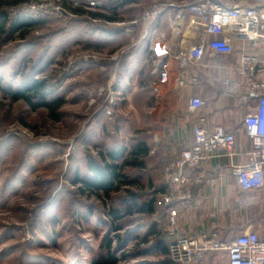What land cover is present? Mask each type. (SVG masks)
<instances>
[{
    "label": "rangeland",
    "instance_id": "rangeland-1",
    "mask_svg": "<svg viewBox=\"0 0 264 264\" xmlns=\"http://www.w3.org/2000/svg\"><path fill=\"white\" fill-rule=\"evenodd\" d=\"M154 1L0 0V264H91L106 240L126 253L116 264L164 259L150 252L151 217L126 213L131 193L162 191L156 165L174 153L161 126L184 107L158 99L145 25L135 22ZM112 151L123 154L113 161ZM92 162L120 167L119 190L84 186Z\"/></svg>",
    "mask_w": 264,
    "mask_h": 264
},
{
    "label": "built area",
    "instance_id": "built-area-1",
    "mask_svg": "<svg viewBox=\"0 0 264 264\" xmlns=\"http://www.w3.org/2000/svg\"><path fill=\"white\" fill-rule=\"evenodd\" d=\"M90 5H99L91 3ZM182 12L190 19L186 26L199 33L196 43H187L177 19ZM168 15L169 32L156 31L155 24L162 15ZM136 23L145 25L142 39L147 54L152 59L154 84L158 94L159 85L166 81L169 60L178 62L174 88L180 91L198 88L201 81L190 68L202 57L208 35H219L212 42L213 53H226L233 59V76L219 82L224 93L240 97L239 107L247 108L248 101L254 104L244 114L243 125L251 146L242 155L247 162L232 164V175L244 190L264 185V0L251 3L237 1L229 7L216 0H157L148 6ZM234 39L245 41L259 52L235 49ZM206 105V100L190 95L186 100V114L194 113ZM193 142L189 147L179 148L173 161L163 169L162 191L155 193L156 203L167 212L165 231L170 236L168 257L174 264H191L200 255L221 252L227 264H264V236L247 229L234 238L222 237L218 231H204L189 236L174 234L178 207H187L201 199L191 193V186L201 182L205 164L221 150L233 154L235 134L222 125L208 128L203 117H197L192 125ZM155 143L159 138L155 135ZM193 172L190 176L188 173Z\"/></svg>",
    "mask_w": 264,
    "mask_h": 264
},
{
    "label": "crops",
    "instance_id": "crops-1",
    "mask_svg": "<svg viewBox=\"0 0 264 264\" xmlns=\"http://www.w3.org/2000/svg\"><path fill=\"white\" fill-rule=\"evenodd\" d=\"M221 5L229 7L237 1L251 3L252 0H216ZM168 15H162L155 24L156 31H168ZM194 19L182 12L177 23L182 30V38L187 43H196L199 33L186 26V23ZM220 39L219 35H208L207 43L201 59L190 68L192 74L199 77L201 85L198 88L180 91L174 88V80L178 71V62L169 60L166 81L158 87V99L166 100L169 104L180 101L184 107L176 114L170 116L171 123L161 126L160 133L163 145L172 149L174 153L169 158L158 161L156 167L160 173L164 167L173 161L179 148L189 147L193 142L192 125L194 119L203 117L208 128L219 124L234 132L235 143L233 154L228 156L223 151H215V156L205 164V175L200 183L191 186L192 196L201 199L199 204L192 202L187 207H178L176 222L172 227L174 234L189 236L204 231L216 230L224 238H234L247 229L254 230L260 237L264 236V185L255 189L244 190L232 175V164L247 162L242 155L247 151L251 142L245 135L243 118L254 104L248 101L247 108L239 107L240 97L224 93L219 82L233 76V59L226 53H213L210 44ZM146 46L145 42L142 43ZM145 46L143 50H145ZM235 49H243L246 52L261 53L262 47L254 49L245 41L234 39ZM142 47V46H141ZM143 52V51H142ZM163 88L160 94L159 88ZM197 95L206 100V105L198 109L194 115L186 114V100L190 95ZM244 105H245V101ZM148 146V145H146ZM157 162V160H156ZM160 162V163H159ZM190 176L193 172L188 173ZM162 188V187H160ZM153 210L150 213H141L151 217L149 232H155L152 255L160 257L162 263L168 259V244L170 236L163 229L167 224V212L153 202ZM148 228V227H147ZM148 231H146L148 233ZM145 231L142 233L145 234ZM139 234V232L135 233ZM174 264V263H171ZM191 264H227L226 257L221 252H210L197 256Z\"/></svg>",
    "mask_w": 264,
    "mask_h": 264
},
{
    "label": "trees",
    "instance_id": "trees-1",
    "mask_svg": "<svg viewBox=\"0 0 264 264\" xmlns=\"http://www.w3.org/2000/svg\"><path fill=\"white\" fill-rule=\"evenodd\" d=\"M102 16V15H100ZM16 25L20 24V21H16ZM27 22L21 23V25H25ZM29 24V23H28ZM2 26V23L0 24ZM16 26L11 29V31H15ZM41 87V82L35 80L32 84L31 90H39ZM33 90V91H34ZM29 91V88L27 89V92ZM15 98H22L26 102H29V97L25 95L24 92L17 93L14 95ZM57 104V103H55ZM42 105L49 107L50 105L47 102L42 101ZM143 155L148 152V148L145 145H142L140 147V151ZM122 151H112L109 153L110 158L115 161L121 158ZM93 163V164H92ZM90 165V170L93 173L91 179L89 181H84V186L89 188L90 190H94V192H102L103 196L108 197L111 191L119 190L120 185H122L125 181L123 174L120 172V167H118L115 163H112L111 165H104V168L101 167L94 162H92ZM140 161H132V164H139ZM103 168V169H102ZM75 180H78L77 178ZM156 199L154 197H149L148 199H143L141 201H138V196L134 193H131L129 196V202L127 204L126 213H133V212H139V213H150L153 210V202ZM112 218L115 220L118 219L121 214L118 213V210H110ZM110 216V218H111ZM113 219H111L112 222ZM132 231V230H131ZM131 231L128 232L126 237L123 239L120 236L117 235L116 241H118V246L121 244H124L125 240H128L131 237ZM151 235L156 236L155 232H152ZM145 242V241H144ZM121 257H126V253L120 252V257L114 254L113 249L111 248V240H106V250L104 253H99L96 258H93L91 264H116L117 261ZM169 257L166 261H163L162 263H155V264H171ZM146 264H154V263H146Z\"/></svg>",
    "mask_w": 264,
    "mask_h": 264
}]
</instances>
